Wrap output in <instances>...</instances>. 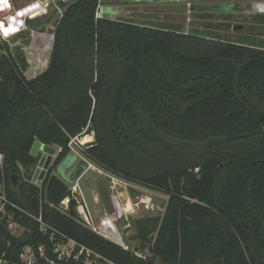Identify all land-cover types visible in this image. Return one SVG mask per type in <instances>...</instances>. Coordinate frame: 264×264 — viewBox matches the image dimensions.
<instances>
[{
    "label": "trees",
    "instance_id": "obj_1",
    "mask_svg": "<svg viewBox=\"0 0 264 264\" xmlns=\"http://www.w3.org/2000/svg\"><path fill=\"white\" fill-rule=\"evenodd\" d=\"M100 2H60L41 74L0 55V179L26 227L16 236L0 221V259L22 264L39 245L56 264H264V49L97 17ZM91 132L86 157L169 196L161 217L136 221V250L84 224L74 198L61 205L70 189L55 171L75 158L70 138ZM36 140L62 147L40 185ZM52 231L91 254L60 260Z\"/></svg>",
    "mask_w": 264,
    "mask_h": 264
},
{
    "label": "rangeland",
    "instance_id": "obj_2",
    "mask_svg": "<svg viewBox=\"0 0 264 264\" xmlns=\"http://www.w3.org/2000/svg\"><path fill=\"white\" fill-rule=\"evenodd\" d=\"M61 1L64 4H67L71 0L49 1L48 12L40 17L30 19L28 21L29 29L24 32L21 39H13L10 42L13 44L15 41L21 40L20 42L27 46L31 43L32 39L29 33L31 30H35L38 33L37 44L44 45L45 49L43 52L29 55L25 54L22 47L11 46L9 42H5V45L3 46L0 42V55L10 52L14 56H17L18 54L25 56L27 65L24 67V73L28 78H33L41 74L49 66L51 52L54 45L56 21L61 17L65 10V8L60 5ZM180 5L184 6V10L187 11L186 16H190L191 19L188 20L189 18H187L186 22H183L182 25H176L169 20L174 8L177 7V4L171 0H101L98 10H101L102 17H108L113 20L163 28H169L168 25L170 23L172 26H177L173 29L184 31V33L192 32L199 35L226 39L240 44L253 45L264 49V38L247 36V26L243 30H231L230 27L233 24L237 25L243 23L244 15H240L239 13L230 14L221 10H209L207 8L205 10H193L194 5L205 6V4L196 0H184ZM190 10L195 11L193 17H191L189 13ZM205 19L209 20L207 23L208 25L202 22ZM167 21L170 22L168 23ZM48 44L49 48L47 47ZM89 135L93 136V140L91 141L93 142L95 140V132H91ZM82 138L83 137H80V139ZM89 143L90 142L84 143L86 145L83 146V149H87ZM56 157L57 154L54 157V161ZM83 157L86 158L85 155ZM71 158L74 160L69 161ZM68 161L70 163H68ZM66 165L67 167L65 169ZM79 166H82L83 170L86 167V162L82 157L75 156L74 158L73 156H68L59 166V173L55 171V174H59L62 178L68 181L67 175L69 179L74 175L77 176L79 173L77 167ZM64 169L65 173L63 172ZM79 176L68 185L71 186ZM118 177L126 183V186L112 190L109 178L96 171L89 170L81 178L80 184L91 208L94 224L96 226L101 225V221L106 214L114 217V224L120 233L121 241H118V237L114 238L110 234L104 232V228L102 229L103 236L106 234L109 238L123 246L136 250L141 244L140 240L135 238V235L137 234L136 221L146 218L161 217L164 214L169 196L160 190L139 182L121 176ZM114 195H120L119 199H115ZM125 206L129 208L130 211H126L121 216L118 215L121 207L125 208ZM81 221L86 224L83 219H81ZM106 224L113 227V221H108ZM42 253H44L43 248ZM142 254H148V251L143 252ZM86 263L90 264L91 262L88 260Z\"/></svg>",
    "mask_w": 264,
    "mask_h": 264
},
{
    "label": "built area",
    "instance_id": "obj_3",
    "mask_svg": "<svg viewBox=\"0 0 264 264\" xmlns=\"http://www.w3.org/2000/svg\"><path fill=\"white\" fill-rule=\"evenodd\" d=\"M34 5H38V6H34ZM48 7H49V2H45V0H33L27 6L21 8H18L13 0H7V6L0 5V21L3 22V28L9 30L8 34L5 35L3 29H0L1 44L4 46L5 42H9L11 46L22 47L23 51H25V54H29V55L33 53L37 54L39 52H43V50L45 49L44 45L37 44L38 33L35 30L30 31L29 34L32 37V39H31V43L27 46L23 45L20 42L21 40H17L13 44H11L10 42L13 39H18V38L21 39L24 32H26L29 29L28 21L30 19L40 17L46 14L48 12ZM20 13H24V14L21 15ZM97 17H102L101 12L97 13ZM47 47L49 48V44L47 45ZM6 54H8V52ZM84 145L86 144H84L81 141L79 136L70 138L68 146L71 154H73L74 156L82 157V159L86 162V167L82 171L79 178L71 186H69L70 196L67 197L65 200H63L61 205L63 206V208L67 209L69 206L70 199L74 198L78 202V212L80 215V219H83L86 225L92 228L94 231L100 233L101 235H104L102 232L103 228H104L103 231L108 233L105 226L106 222L113 221L114 223L115 218L110 216L109 214H106L101 221V225L96 226L94 224L92 211L86 200L85 194L80 184V180L86 172L92 170L109 178L112 190L117 189L118 187L126 186V183L120 180L118 175L107 171L106 169L102 168L95 162L91 161L88 157L84 158L83 157L85 155L84 153L85 149H83ZM54 147L56 148V154L58 155L62 151V147L57 145H55ZM3 160H4L3 154H0L1 167H3ZM34 184H39V183H34ZM114 198L119 199V196L114 195ZM8 205H11L12 207H16V205L12 203L8 197L6 181L5 178H2L0 179V221L8 217L7 228L16 236H20L26 231V227L14 219V214L11 213L7 208ZM125 212H126L125 208L121 207V210L119 211L118 215L121 216ZM33 217L39 223L40 231L43 233H47L49 231V227L43 221L42 215L40 214L39 216H33ZM105 237L109 238L108 235L106 234ZM51 239L56 241L54 252L58 254V258L60 260H69L70 258L73 257L77 259L79 255L83 253V251L85 250L88 255L91 254L90 250L85 249V247H81V251L78 254H74L77 243L72 239H66V238L58 239L56 237L55 231H52ZM40 248L42 251L43 246H40ZM42 255L44 256V253H42ZM20 257L22 260V264L24 263L38 264L37 257L35 256V252H34V247L32 246H26L23 252L21 253ZM96 257L97 259L100 260L99 264H116L115 262L102 258L100 255L96 254ZM8 263L9 262L4 258L0 259V264H8ZM48 264H56V263L51 261L48 262Z\"/></svg>",
    "mask_w": 264,
    "mask_h": 264
},
{
    "label": "flooded vegetation",
    "instance_id": "obj_4",
    "mask_svg": "<svg viewBox=\"0 0 264 264\" xmlns=\"http://www.w3.org/2000/svg\"><path fill=\"white\" fill-rule=\"evenodd\" d=\"M172 2H175L177 4V7L174 8V11L171 13V17L169 20H171V23H174L176 25L183 24L184 20L187 18L190 19V16H186V12L184 10V6L180 5L181 2L184 0H171ZM195 1V0H194ZM201 2L202 4H205V6H199L194 5V9H209V10H221L230 14L239 13L240 15H244L243 23L240 24H233L230 28L232 31L238 29L243 30L248 27V34L247 36L251 37H261L264 38V13H255V10H259L260 8H264V3H261L262 1L258 0H196ZM195 11L190 10L189 13L191 17H193V13ZM208 13V12H207ZM164 21V20H163ZM209 20L205 19L202 22L205 24L208 23ZM168 23L170 21H167ZM176 25H173L169 23V28L177 27ZM208 25V24H207ZM221 26V25H220ZM221 29V27H220Z\"/></svg>",
    "mask_w": 264,
    "mask_h": 264
},
{
    "label": "water",
    "instance_id": "obj_5",
    "mask_svg": "<svg viewBox=\"0 0 264 264\" xmlns=\"http://www.w3.org/2000/svg\"><path fill=\"white\" fill-rule=\"evenodd\" d=\"M100 11L101 10H98V13H100ZM185 17H186V15H185ZM186 20H184V22H186ZM30 153L32 156H39L40 155L38 165H37V167L34 171L33 177H32V182L38 183V182L42 181V179L44 178V176L46 174L47 169L54 162V157L56 155V148L52 145L45 144L39 140H36L34 142L32 148H31ZM77 170L79 172L77 174V176H79L82 173L81 171H83V167L79 166V167H77ZM71 179H72V177H71ZM13 180H14V185H17L16 176H13ZM34 252H35V256L37 257L38 264H48V261L42 255V251H41V248L39 245L34 246ZM8 264H16V263L9 262Z\"/></svg>",
    "mask_w": 264,
    "mask_h": 264
},
{
    "label": "bare ground",
    "instance_id": "obj_6",
    "mask_svg": "<svg viewBox=\"0 0 264 264\" xmlns=\"http://www.w3.org/2000/svg\"><path fill=\"white\" fill-rule=\"evenodd\" d=\"M27 12H28V10H27ZM24 14V13H23ZM93 140V136L92 135H87V136H84L82 139H81V141L83 142V143H88V142H91ZM120 196V195H119ZM128 198H129V196H128ZM133 204V203H132ZM125 211H130V209L129 208H127L126 206H125ZM134 211V210H133ZM108 222V221H107ZM106 222V223H107ZM111 224V223H110ZM106 226V229H107V232L111 235V236H113L114 238L115 237H118L117 239H118V241H121V237H120V233H119V231H118V229L116 228V226H115V224L113 223V227H111L109 224H106L105 225Z\"/></svg>",
    "mask_w": 264,
    "mask_h": 264
},
{
    "label": "crops",
    "instance_id": "obj_7",
    "mask_svg": "<svg viewBox=\"0 0 264 264\" xmlns=\"http://www.w3.org/2000/svg\"><path fill=\"white\" fill-rule=\"evenodd\" d=\"M14 1V3L16 4V6L18 7V8H21V7H25V6H27L28 4H30L33 0H20V1H18V0H13ZM49 1H52V0H45V2H49ZM258 1H260V0H258ZM262 2L261 3H264V0H261ZM255 13H264V8H260L259 10H255L254 11ZM53 146H55V145H53ZM40 156V155H39ZM74 160V159H73ZM69 161H72L71 159L69 160ZM68 161V163H70ZM68 163H67V165H68ZM67 165L65 166V169H66V167H67ZM69 168V167H68ZM65 169H64V173H65ZM58 173H59V169H58V171H57ZM34 174V173H33ZM57 176H59L61 179H63L67 184H69L72 180H71V178L69 179V177H68V175H67V178H68V181H66L64 178H62L59 174H56ZM33 177V176H32ZM32 181V180H31Z\"/></svg>",
    "mask_w": 264,
    "mask_h": 264
},
{
    "label": "snow or ice",
    "instance_id": "obj_8",
    "mask_svg": "<svg viewBox=\"0 0 264 264\" xmlns=\"http://www.w3.org/2000/svg\"><path fill=\"white\" fill-rule=\"evenodd\" d=\"M0 5L7 6V0H0ZM34 6H38V5H34ZM20 14L22 15L23 13H20ZM0 29H3L5 35L8 34L9 30L6 28H3V22L2 21H0Z\"/></svg>",
    "mask_w": 264,
    "mask_h": 264
}]
</instances>
